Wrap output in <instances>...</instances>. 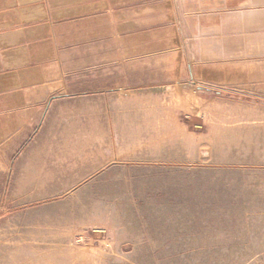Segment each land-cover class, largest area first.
Here are the masks:
<instances>
[{"label": "crops", "instance_id": "1", "mask_svg": "<svg viewBox=\"0 0 264 264\" xmlns=\"http://www.w3.org/2000/svg\"><path fill=\"white\" fill-rule=\"evenodd\" d=\"M62 18L83 29V70L63 66L50 21ZM191 84L232 95L244 123L261 120L251 111L264 110V0H0L8 200L58 202L121 169L171 163V94ZM157 110L163 137L152 139Z\"/></svg>", "mask_w": 264, "mask_h": 264}, {"label": "rangeland", "instance_id": "2", "mask_svg": "<svg viewBox=\"0 0 264 264\" xmlns=\"http://www.w3.org/2000/svg\"><path fill=\"white\" fill-rule=\"evenodd\" d=\"M50 21L65 69L83 70V29ZM209 88H173L171 163L124 168L43 205L11 203L0 185V264H264V110L244 123L234 97ZM160 113L152 139L163 137Z\"/></svg>", "mask_w": 264, "mask_h": 264}]
</instances>
